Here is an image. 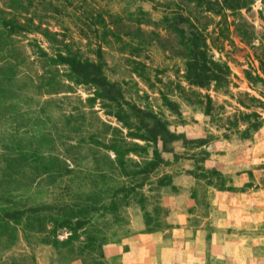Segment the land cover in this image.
Listing matches in <instances>:
<instances>
[{"label": "rangeland", "instance_id": "374dc122", "mask_svg": "<svg viewBox=\"0 0 264 264\" xmlns=\"http://www.w3.org/2000/svg\"><path fill=\"white\" fill-rule=\"evenodd\" d=\"M199 9L195 0H0V65L10 93L26 99L0 124L1 217H15L0 221V264H264V123L248 138L228 121L254 110L264 118L241 103L264 100V0L243 10L256 35L248 43L236 33L217 40L221 16ZM182 15L208 27L205 56L231 69L221 83L189 81L182 28L186 38L197 31ZM21 140L36 155L25 159ZM34 161L62 173L28 171ZM73 204L86 217L58 226Z\"/></svg>", "mask_w": 264, "mask_h": 264}, {"label": "trees", "instance_id": "16d2710c", "mask_svg": "<svg viewBox=\"0 0 264 264\" xmlns=\"http://www.w3.org/2000/svg\"><path fill=\"white\" fill-rule=\"evenodd\" d=\"M197 6L201 9V12H212L216 17L221 16L220 20H216L215 23V30L214 32H217V37L216 39H228L230 37V34L236 33L239 35L242 39V41H246L247 43L250 41H253L256 38L255 31H254V25L251 24L245 14L243 13V10H249L251 9V5L253 4L254 0H195ZM232 16V20H230V17ZM189 19L184 18L182 15L183 20H187L188 26H192L196 31L197 35L194 37H188L185 36V32L182 28V35L185 38V44L188 46V48L191 51V56L188 61L189 63V69L194 73V78L195 80H192L191 75L188 76L189 81L192 84L204 86L205 83L203 82L204 80L208 81L209 83L215 82L217 84L221 83L222 77L229 76V73L231 72L230 66L228 64L222 65L218 62L213 61L212 59L209 60L205 54H207V48L209 46L208 44V38L207 35L205 34L206 29L208 28L207 26H198L197 23L192 21V17H187ZM4 21V20H3ZM232 26H234V29L232 30ZM195 33V32H194ZM196 34V33H195ZM74 71L78 70L80 72L81 77H84L85 80H89L92 83H96L99 87H102V83L99 80L98 74H92L90 72H87L84 68L78 67V66H73ZM261 69L264 73V55L261 58ZM223 73V74H222ZM248 78H253L252 74L247 71ZM204 76V77H203ZM203 77V78H201ZM256 78L260 79L261 81L264 82V78L261 77L259 74L256 76ZM202 79V80H201ZM11 77L9 75V72L7 68L4 65H0V124L3 123L4 120L7 119L8 116H11L13 112H9L12 108H17L22 105H24L26 99H22L19 96H15L14 94L10 93L11 88ZM100 93V90H99ZM208 99V107L212 108L213 107V98L211 95H206ZM252 101V104H247L243 100H241V103L249 108L251 105H256L264 109V100L258 97H251L250 98ZM126 104L130 107L134 106L130 104L129 102H126ZM210 111V110H209ZM15 112V111H14ZM229 124L234 127L235 129H238L241 124H245L246 127L243 131L244 137H251L252 132L255 130H258L264 123V118L259 111H252V112H240L239 114H235L233 117L228 118ZM14 131L15 129L12 128ZM48 136L53 135V131L46 130ZM23 141L21 140V149L23 150V156L26 158H30L31 154L36 155L37 151L31 152L28 150L26 147H23ZM115 143V140H114ZM10 145L9 143H7ZM112 147H114V150L119 156V159H121V152L117 148V146L114 144ZM14 156V155H13ZM34 160V159H33ZM34 165L27 166V170H33V168L36 166V168H45L48 169L47 164H44L42 166V162L40 163L39 161H34ZM40 163V166H39ZM51 169L54 173L53 174H58L62 173L63 168L61 166H55L49 168ZM47 170H44L42 173H48ZM67 169H69L67 167ZM203 173H206L205 171L211 172L213 175H217L219 178H221L220 188L225 187L226 179L222 175V173L218 172L215 169L211 168H202ZM46 175V174H45ZM201 174H197L196 178H200ZM49 206V205H47ZM46 206V208H48ZM73 207L70 209L64 208L60 209V212H57V216H55L53 219L56 221V224L58 226L63 225V224H72V221L75 218H85L87 215V212L84 209H79L76 210L77 208L75 206L80 207L81 204H73ZM43 208V207H42ZM37 209V210H45V209ZM15 210V209H13ZM33 209H29V211H32ZM47 210V209H46ZM73 211V212H72ZM1 212L3 210L0 208V221L1 220H12L15 219V217L10 216L9 212L7 215H3L1 217ZM94 216H91L93 218ZM40 220V219H38ZM148 231H153L155 230L154 228H149L147 227ZM74 232V229H73ZM90 245H92L94 248L96 247V241L93 238L89 239Z\"/></svg>", "mask_w": 264, "mask_h": 264}]
</instances>
